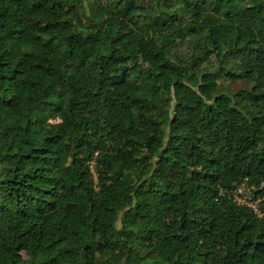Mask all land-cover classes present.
<instances>
[{
    "label": "trees",
    "instance_id": "16d2710c",
    "mask_svg": "<svg viewBox=\"0 0 264 264\" xmlns=\"http://www.w3.org/2000/svg\"><path fill=\"white\" fill-rule=\"evenodd\" d=\"M0 264H264V0H0Z\"/></svg>",
    "mask_w": 264,
    "mask_h": 264
},
{
    "label": "built area",
    "instance_id": "2783aa9c",
    "mask_svg": "<svg viewBox=\"0 0 264 264\" xmlns=\"http://www.w3.org/2000/svg\"><path fill=\"white\" fill-rule=\"evenodd\" d=\"M251 188L252 187L249 186L247 179H245L243 182L232 188L228 192V195L240 204L255 207L254 203L251 201Z\"/></svg>",
    "mask_w": 264,
    "mask_h": 264
},
{
    "label": "rangeland",
    "instance_id": "374dc122",
    "mask_svg": "<svg viewBox=\"0 0 264 264\" xmlns=\"http://www.w3.org/2000/svg\"><path fill=\"white\" fill-rule=\"evenodd\" d=\"M223 84H224L223 88H225L226 91L230 94H235L240 89L249 87V85L247 83H245L243 80H239V81H235V82L227 81ZM59 120H60V118L58 116H55V117L49 119L50 122H58ZM251 192H252V190H251ZM252 196H253V194L251 193V197Z\"/></svg>",
    "mask_w": 264,
    "mask_h": 264
}]
</instances>
